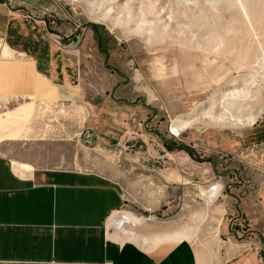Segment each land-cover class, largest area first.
Wrapping results in <instances>:
<instances>
[{
  "label": "rangeland",
  "instance_id": "rangeland-1",
  "mask_svg": "<svg viewBox=\"0 0 264 264\" xmlns=\"http://www.w3.org/2000/svg\"><path fill=\"white\" fill-rule=\"evenodd\" d=\"M38 1L62 35L60 44L75 46L82 78L96 84L105 78L112 84L106 89L98 85L102 102L94 104V115L83 103L78 108L40 104L47 135L40 148H30L38 165L123 175L135 189L128 191L120 210L136 216L134 226L127 223L117 232L130 241L151 243L155 236L182 230L196 264H225L231 242L241 244L251 236L264 247V237L256 231L244 234L249 227L232 210L236 195L241 199L251 193L237 145H254L264 153V0ZM139 25L152 31L163 26L169 38L146 43V36L136 33ZM231 92L248 96L231 100ZM110 109L122 115H107ZM229 116L255 117V124L234 127L211 120ZM117 119L129 129L116 126ZM176 120L191 121V130L173 137L169 126ZM212 129L222 131L219 139L210 135ZM144 136L173 158L187 157L188 168L176 167L189 183L167 184L160 172L141 167L138 159L158 155L156 146L147 149ZM8 150L0 146V154ZM165 151L158 156L169 161ZM204 164H210L212 173L201 181L197 172ZM213 182L221 191L212 205L225 208L218 229V208L208 205ZM204 203L205 210L196 211ZM155 205L158 210H152ZM153 229L159 234L152 235Z\"/></svg>",
  "mask_w": 264,
  "mask_h": 264
},
{
  "label": "crops",
  "instance_id": "crops-1",
  "mask_svg": "<svg viewBox=\"0 0 264 264\" xmlns=\"http://www.w3.org/2000/svg\"><path fill=\"white\" fill-rule=\"evenodd\" d=\"M45 8L38 0H0V146L9 149L8 154H0V264H196L195 251L186 239L136 243L110 226L119 214L136 216L120 210L126 206L128 191L135 189L123 175L38 165L39 158L30 148L39 147L47 135L46 112L40 104L78 108L83 103L94 115V104L102 102L96 94L98 85L103 89L112 85L105 78L98 84L82 78L75 46L60 44L62 35L40 11ZM106 114L122 115L112 109ZM117 121L116 126L127 131L129 126ZM220 133L210 130L214 140ZM142 140L147 149L156 146L158 155L165 151L148 136ZM236 148L249 171L244 183L251 193L241 199L235 196L234 218L249 227L244 234L256 231L264 237V230L255 229H264V153L254 145ZM165 153L169 161L150 153L137 162L143 169L160 172L167 184L189 183L176 167L188 168L187 157L176 159ZM197 173L205 181L212 168L204 164ZM220 191L208 204L218 208L217 229L225 208L212 203ZM200 209L205 210V203L196 211ZM176 231L186 235L182 230L161 235ZM155 233L159 234L153 229ZM224 259L225 264H264L263 244L252 236L241 244L231 242Z\"/></svg>",
  "mask_w": 264,
  "mask_h": 264
},
{
  "label": "bare ground",
  "instance_id": "bare-ground-1",
  "mask_svg": "<svg viewBox=\"0 0 264 264\" xmlns=\"http://www.w3.org/2000/svg\"><path fill=\"white\" fill-rule=\"evenodd\" d=\"M146 27H147V25H146ZM143 29H145V28H143V27L140 26L139 28H137L136 33L137 34H140V35L146 36L144 38L146 40V43H147V41L149 43V39H151V38L157 40L158 43H164L165 37H167L166 32H165V29L163 28V26L161 28H159V29L156 27V28L153 29V31H152L151 28H148V27L145 30H143ZM147 33H149V34H147ZM167 38H169V37H167ZM227 96H228L227 98H232L231 100H233V99L234 100L235 99H242L243 100L244 98H247L248 95H247V93H239V92L232 93L231 92V94H228ZM221 103H223V100H222ZM239 108L241 109V107H239ZM22 111H23V109H22ZM211 120L213 121V123H221L222 122L221 123L222 125L226 124V125H234V127L235 126L242 127V126H250V125H252L254 123V121H255V117H247L244 120H240V119H237V118H233L232 116H229L227 118H223V117L211 118ZM191 125H192V122L189 121V120H185V121H183V120H176L175 122H173L172 124H170V126H169V133L173 137H179L181 135V133L184 132L185 129L190 128ZM219 189H220V187L217 184H215V183L212 184L211 186H209L208 189H207V195H208V197L209 198H214L216 196V194L218 193ZM208 191H211V192H208ZM129 218L130 217H128L125 214H119V215H117V217L112 218L110 220L109 224H110V226L113 229H115L117 231H120L122 229V227L125 224H127V223H131L132 226L135 225L134 221L132 219L130 220ZM182 239H187L186 235H184V234L176 231L175 233H169V234H166L164 236L157 237L156 239L152 240L151 244H156V243H158L160 241H163V240H182Z\"/></svg>",
  "mask_w": 264,
  "mask_h": 264
},
{
  "label": "built area",
  "instance_id": "built-area-1",
  "mask_svg": "<svg viewBox=\"0 0 264 264\" xmlns=\"http://www.w3.org/2000/svg\"><path fill=\"white\" fill-rule=\"evenodd\" d=\"M40 11L43 14V16H46V10L40 9Z\"/></svg>",
  "mask_w": 264,
  "mask_h": 264
}]
</instances>
